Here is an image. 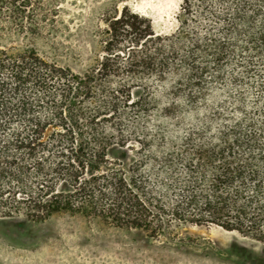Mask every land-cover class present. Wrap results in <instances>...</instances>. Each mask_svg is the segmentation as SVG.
<instances>
[{
    "label": "trees",
    "instance_id": "1",
    "mask_svg": "<svg viewBox=\"0 0 264 264\" xmlns=\"http://www.w3.org/2000/svg\"><path fill=\"white\" fill-rule=\"evenodd\" d=\"M52 3L0 0V219L69 213L155 239L214 224L264 243V0H183L172 33L125 6L83 71L38 51L58 56Z\"/></svg>",
    "mask_w": 264,
    "mask_h": 264
},
{
    "label": "rangeland",
    "instance_id": "2",
    "mask_svg": "<svg viewBox=\"0 0 264 264\" xmlns=\"http://www.w3.org/2000/svg\"><path fill=\"white\" fill-rule=\"evenodd\" d=\"M48 2H53L47 6L54 20L48 27L58 56L51 55L42 40L36 44L39 53L83 71L99 58L103 19L127 6L148 18L156 32L172 33L183 0H45ZM164 91L162 86L154 92L162 103L167 101ZM250 257L264 260V243L214 224L175 225L155 239L146 232H129L69 213L40 222L29 221L22 214L0 219V264H246Z\"/></svg>",
    "mask_w": 264,
    "mask_h": 264
}]
</instances>
